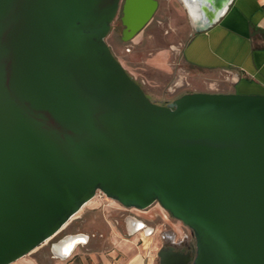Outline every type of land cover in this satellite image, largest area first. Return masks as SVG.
I'll return each mask as SVG.
<instances>
[{
	"label": "water",
	"instance_id": "95a60500",
	"mask_svg": "<svg viewBox=\"0 0 264 264\" xmlns=\"http://www.w3.org/2000/svg\"><path fill=\"white\" fill-rule=\"evenodd\" d=\"M179 1L200 32L232 0ZM156 7L0 0V264L56 236L97 191L128 209L158 203L191 230L193 255L159 250V264H264V94L149 99L105 37L119 9L127 41Z\"/></svg>",
	"mask_w": 264,
	"mask_h": 264
},
{
	"label": "crops",
	"instance_id": "0c3cea01",
	"mask_svg": "<svg viewBox=\"0 0 264 264\" xmlns=\"http://www.w3.org/2000/svg\"><path fill=\"white\" fill-rule=\"evenodd\" d=\"M156 1L155 11L159 5L158 0ZM135 39L136 37H133L130 42L135 43ZM178 52L181 64L209 76L206 78L209 81L206 87L221 84L222 89L207 90L206 88L176 93L173 87H169L167 93L160 92V100L169 102L186 92L264 94V0H232L216 23L206 30L192 32ZM170 53L166 49L151 53L145 61V69H152L154 74L170 79L173 75V67L168 62ZM155 79L156 77H148L146 79L148 87H142L145 94L153 101H155L153 96L157 95L158 84L162 85L158 79ZM178 83L175 82L174 86L177 87ZM92 205L93 202L90 200L83 206L86 207L84 209H88L86 213L93 211ZM83 207L72 219H78L82 215L80 213H85ZM136 220L140 219L131 215L123 219L125 235L120 234L117 228L118 222L113 221L110 227L111 232L107 237L109 247L100 254L98 252L101 251H92L95 254L90 255L93 262L153 264L151 245L147 243V240L139 245L142 238H147L151 229L144 225L148 229L144 232L143 229L135 226ZM75 234L80 233L71 231L64 236ZM50 241L51 239L9 264H76L71 258L66 260L56 253L52 245L57 241L48 245Z\"/></svg>",
	"mask_w": 264,
	"mask_h": 264
},
{
	"label": "rangeland",
	"instance_id": "374dc122",
	"mask_svg": "<svg viewBox=\"0 0 264 264\" xmlns=\"http://www.w3.org/2000/svg\"><path fill=\"white\" fill-rule=\"evenodd\" d=\"M158 2V8L153 13L147 26L133 36L134 38L136 37L135 43L130 42L133 37L127 41L122 40L123 25L120 20L121 10L119 9L105 37V41L115 58L141 87H148L146 79L151 76L156 77L162 83V85L158 84L157 95L153 96L157 103H165V101L160 100L159 94L161 91L167 93L169 87H173L176 93L206 88L207 90L222 89L221 84L216 86L207 85L206 87L209 82L206 78L209 76L189 69L179 62L178 51L187 41L189 35L194 32V29L179 0H158ZM138 38L139 41H137ZM165 49L171 52L168 62L173 67V75L170 79L158 76L154 74L152 69L147 70L144 67L146 66L145 61L151 53ZM175 82H179L177 87L174 86ZM147 97L151 99L149 96ZM91 202H93V211L91 213H86L88 209L83 207L85 213H80L82 215L78 219L71 218L63 229L48 243L49 245L56 242L65 233L71 231L88 236L87 241L78 245L73 253L66 258V260L71 258L76 264H101V262H93L90 255L95 254L92 251H101L98 252L100 254L108 249L109 239L107 237H109L111 232L110 227L114 223L113 221L118 222L117 228L120 234L125 235L123 219L127 215L138 217L145 223V226L151 229L150 234H146L147 238L141 235L144 239L142 238L139 245L146 240L151 245L153 264H159L157 252L162 248L164 242L162 234L174 235L176 239L185 237L187 242L192 240L191 230L172 218L158 203H153L143 210L133 208L123 210L118 202L107 198L99 191L91 199Z\"/></svg>",
	"mask_w": 264,
	"mask_h": 264
},
{
	"label": "flooded vegetation",
	"instance_id": "af4514ba",
	"mask_svg": "<svg viewBox=\"0 0 264 264\" xmlns=\"http://www.w3.org/2000/svg\"><path fill=\"white\" fill-rule=\"evenodd\" d=\"M162 240H164L162 248L163 254L167 257L168 252L171 250L174 252H180L183 254H191L194 252V238L192 236L191 242H187L185 237L175 238L174 235L162 234Z\"/></svg>",
	"mask_w": 264,
	"mask_h": 264
},
{
	"label": "bare ground",
	"instance_id": "6f19581e",
	"mask_svg": "<svg viewBox=\"0 0 264 264\" xmlns=\"http://www.w3.org/2000/svg\"><path fill=\"white\" fill-rule=\"evenodd\" d=\"M142 229L144 232L148 230L147 228H145V226ZM86 241L87 236H85L84 234H75L70 239L57 243L54 246V251L60 255H70L78 245L84 244Z\"/></svg>",
	"mask_w": 264,
	"mask_h": 264
},
{
	"label": "built area",
	"instance_id": "2783aa9c",
	"mask_svg": "<svg viewBox=\"0 0 264 264\" xmlns=\"http://www.w3.org/2000/svg\"><path fill=\"white\" fill-rule=\"evenodd\" d=\"M121 208H122L123 210H129L128 208H124V207H122V206H121Z\"/></svg>",
	"mask_w": 264,
	"mask_h": 264
}]
</instances>
